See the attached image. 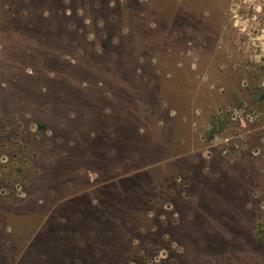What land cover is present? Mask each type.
<instances>
[{"label":"rangeland","instance_id":"1","mask_svg":"<svg viewBox=\"0 0 264 264\" xmlns=\"http://www.w3.org/2000/svg\"><path fill=\"white\" fill-rule=\"evenodd\" d=\"M262 223L264 0H0V264H264Z\"/></svg>","mask_w":264,"mask_h":264},{"label":"trees","instance_id":"2","mask_svg":"<svg viewBox=\"0 0 264 264\" xmlns=\"http://www.w3.org/2000/svg\"><path fill=\"white\" fill-rule=\"evenodd\" d=\"M59 14H61V12L59 13ZM40 17V19H41V21H39V23H36V24H43V25H48V21H50V20H48V18H45V17H41V16H39ZM65 17H67L66 15H64V18ZM20 18H23V14L22 15H20ZM57 18H60V17H57ZM79 20L82 22H79V24L80 25H84L83 23H84V21L81 19V18H79ZM87 20V19H86ZM115 21H116V19H115ZM35 21H33V22H27V23H24L23 22V24H20V26H21V30H22V32L23 33H26L28 30H29V33H28V37L30 38V37H34V35L35 34H40L41 36H42V40H46V42L45 43H49V41H48V38H50V36H51V32L49 31V30H47V29H45V28H38V30H36L35 31V26L33 25L32 26V24L34 23ZM68 24V23H67ZM59 25L60 26H65V24H64V22H62L61 20L59 21ZM68 25H66V27H67ZM33 27V28H32ZM116 28L117 29H119V27H117L116 26ZM64 29V28H63ZM120 31V30H119ZM22 32H20L21 34H23ZM118 32L116 33V35L114 36V37H112V38H110L108 41H105L104 42V45L103 46H101V44L97 47V49L99 50V49H101L102 50V52L103 53H105L106 55H108V56H110V57H114V56H119V53L116 51L115 53H113L111 50H109L108 48L110 47V48H112V47H114V45H119V42H117L118 41ZM53 35H55V34H53ZM55 36H58V35H55ZM98 38H100L99 36H98ZM57 39H58V37H55L54 39H52L51 40V43L52 44H54V43H56L57 42ZM65 39H61V41H64ZM79 40V39H78ZM88 39H87V37L85 38V37H81V41H87ZM95 39H93L92 40V42H95L94 41ZM98 40H100V39H98ZM114 41H116V42H114ZM91 46H92V44L94 45V43H89ZM96 49V50H97ZM95 49H91V53H93V54H96V51ZM56 54H58V52L59 51H54ZM102 54V53H101ZM97 127V125L95 126V131H96V134H100V136L103 138L102 140H101V142L103 143V145H102V148L104 149V150H110L109 149V141L110 140H113V138H106L103 134H102V132H103V130L104 129H99V128H96ZM223 127H224V123H222V121H219L217 118H212L211 120H210V129H209V131H208V133H207V139L208 140H212L217 134H219L220 132H221V130L223 129ZM140 130H142L143 131V129H140L138 126H137V128H135V125H131L130 127H129V131L133 134V135H136V137H138L139 136V132H140ZM141 131V132H142ZM94 136H95V134H93ZM136 144V143H135ZM135 145L134 144H131V147H134ZM130 151H132V152H130ZM129 151V153H131L133 156H135V153L133 152L134 150H130ZM105 153V152H104ZM106 154V153H105ZM136 156H138V152H136ZM112 168V167H111ZM95 170V169H94ZM94 174H96V175H98L99 173H98V171H94ZM260 232V237H259V243L262 245V246H264V223H262V224H259L258 225V233Z\"/></svg>","mask_w":264,"mask_h":264}]
</instances>
